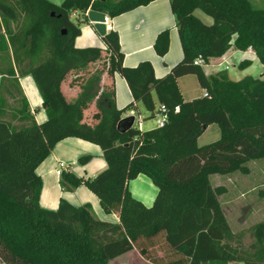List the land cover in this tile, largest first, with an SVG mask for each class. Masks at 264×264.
I'll use <instances>...</instances> for the list:
<instances>
[{
    "label": "trees",
    "instance_id": "16d2710c",
    "mask_svg": "<svg viewBox=\"0 0 264 264\" xmlns=\"http://www.w3.org/2000/svg\"><path fill=\"white\" fill-rule=\"evenodd\" d=\"M154 1L65 0L56 6L47 0H0L4 264H113L135 250L150 264H264V220L247 232L251 243L246 245L247 233L236 234L229 225L219 199L224 190L211 182L212 176L247 173L249 163L264 161V77L233 81L228 72L208 75L204 69L231 49L253 50L264 69V0L261 6L254 0H171L183 59L163 78L150 62L127 68L116 31L103 37L105 49L75 46L82 31L71 20L74 12L116 18ZM169 48L166 30L154 49L164 57ZM16 69L31 75L40 91L47 115L41 125L29 112ZM116 74L133 97L123 110L116 101ZM189 75L197 77L207 96L184 100L178 80ZM136 104L152 115L158 105L165 106V127L120 130L124 113ZM211 125L219 127L220 139L199 146ZM68 138L98 145L108 167L91 180L62 173L63 190L87 187L119 224L99 220L90 205L74 207L65 199L56 211L41 208L37 168ZM140 175L159 190L151 207L130 191V182Z\"/></svg>",
    "mask_w": 264,
    "mask_h": 264
},
{
    "label": "crops",
    "instance_id": "0c3cea01",
    "mask_svg": "<svg viewBox=\"0 0 264 264\" xmlns=\"http://www.w3.org/2000/svg\"><path fill=\"white\" fill-rule=\"evenodd\" d=\"M47 1L56 6H61L65 0ZM105 18H109L110 22L106 24ZM207 19L206 22L211 24V20L209 18ZM71 20L79 24L82 31L81 36L75 40V46L77 48L99 47L105 49L106 46L103 42V37L111 31H116L120 36V44L122 53L124 54V65L127 68H136L142 62H150L154 67L156 76L163 78L183 59L176 19L171 9V0H156L147 6L139 7L116 18H111L106 14L92 10L85 13L74 12ZM166 30L170 32V48L166 56L160 57L156 53L154 45L159 34ZM245 60L250 61L252 63L251 66L254 62L259 61L253 50L241 52L231 49L221 58L212 59L204 69L208 75L215 74V71L212 70L213 66L221 67L218 65L225 64V66L227 65L225 69H227L231 63H242ZM233 66L235 69L236 65L233 64ZM207 68H211V71L209 72ZM227 70H230V68L228 67ZM228 75L230 77V72H228ZM16 78L19 80L24 96L28 101L31 116L39 125L43 124L47 120V115L42 96L34 79L31 75H20L17 69ZM113 80L116 90L117 106L121 110L126 109L133 102L128 83L118 74L114 76ZM110 83L111 78L106 75L103 84L108 85ZM193 84L195 86L194 91L192 90ZM1 86L2 77L0 76V99ZM178 86L185 101H193L205 95V91L201 89L198 79L194 75L180 78L178 80ZM64 92L68 95L69 90L64 88ZM93 110L94 107L88 113H92ZM151 116L153 115L146 111L143 105L136 104L134 108L124 113L123 119L134 117L136 119L134 127L145 132L157 128L156 124L155 127L146 129V125L149 123L148 118ZM212 127L214 125L208 127L206 131ZM205 132L198 139L199 146L208 145L209 143V141H202ZM86 156H90L91 160L86 164H81L79 160ZM60 163H64L66 167L59 173ZM107 167L108 164L103 156V151L98 145L77 138H68L59 142L49 157L39 165L36 171L42 179L41 208L48 211H56L59 208L61 199H65L74 207L90 205L94 215L99 220L119 224L120 220L118 216L115 214H106L100 205L98 197L87 187L80 186L73 191H64L60 184L62 173H72L82 180H91L106 170ZM231 177L232 175L218 176L216 178L222 181L223 184L213 185L214 188L224 190L219 199L228 222V209L230 210L232 208L235 211L234 209L241 205L238 193H234V189L242 182V178ZM212 179L213 176L211 177L213 184ZM130 191L132 196L146 207H151L154 204L159 193L158 188L145 175H140L137 179L130 182Z\"/></svg>",
    "mask_w": 264,
    "mask_h": 264
},
{
    "label": "rangeland",
    "instance_id": "374dc122",
    "mask_svg": "<svg viewBox=\"0 0 264 264\" xmlns=\"http://www.w3.org/2000/svg\"><path fill=\"white\" fill-rule=\"evenodd\" d=\"M257 6H261L263 4V0H254ZM197 15L206 22L208 20L203 13L197 12ZM210 20V19H209ZM207 23V22H206ZM259 60V59H258ZM246 61L242 63H235V69L233 64L228 65L230 70L225 69V64H221L217 66H213L212 70L215 71V74L219 72H230L231 80L240 81L245 77L252 76L254 78H263L264 69L260 61L254 62V64L246 68L240 69V65L244 64ZM101 66L96 65V67ZM210 72L211 68H207ZM192 90H195L194 84L192 85ZM195 95V94H194ZM149 123L146 125V129L150 127L156 126V121L153 119H148ZM219 134V136H217ZM220 139V131L217 125L210 128L203 135L202 141H209L208 144L216 142ZM247 173L237 172L232 175L231 178H242V182L234 189V193H238L239 202L241 205L237 206L235 211L231 208L228 209V217L231 229L234 233L240 232H248L255 224L264 220V161H255L251 162L247 165ZM218 177V176H216ZM213 176V185H221L223 184L218 178ZM234 180V179H232ZM251 243V238L249 233L246 234L245 244L248 245ZM0 264H4L2 259H0ZM113 264H150L143 259V257L139 254V252L134 251L133 253L121 257L113 262Z\"/></svg>",
    "mask_w": 264,
    "mask_h": 264
},
{
    "label": "built area",
    "instance_id": "2783aa9c",
    "mask_svg": "<svg viewBox=\"0 0 264 264\" xmlns=\"http://www.w3.org/2000/svg\"><path fill=\"white\" fill-rule=\"evenodd\" d=\"M109 18H105V23H109ZM197 63H201V61H198ZM207 96V93L205 92V95ZM180 109L176 108V112H179ZM153 119L156 121L157 128H163L168 122V110L165 106H159L155 112L153 113ZM66 165L64 163H60L58 172L60 173L62 169H64Z\"/></svg>",
    "mask_w": 264,
    "mask_h": 264
},
{
    "label": "water",
    "instance_id": "95a60500",
    "mask_svg": "<svg viewBox=\"0 0 264 264\" xmlns=\"http://www.w3.org/2000/svg\"><path fill=\"white\" fill-rule=\"evenodd\" d=\"M135 122L136 119L134 117L125 118L120 122L119 129L126 132L134 127Z\"/></svg>",
    "mask_w": 264,
    "mask_h": 264
}]
</instances>
